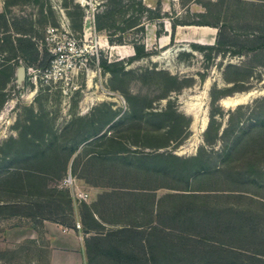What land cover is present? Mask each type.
<instances>
[{"label":"rangeland","instance_id":"374dc122","mask_svg":"<svg viewBox=\"0 0 264 264\" xmlns=\"http://www.w3.org/2000/svg\"><path fill=\"white\" fill-rule=\"evenodd\" d=\"M112 8L109 25L96 30L95 14ZM0 14L6 21L4 24L0 18V67L10 66L6 70L7 82L0 90V204L10 202L8 207L0 208V241L18 237L16 231L6 237L7 227L28 222L10 218L7 213L12 211L20 213L15 217L32 214L28 217L34 222L39 221L34 213L43 214L68 227H75V219L79 218L92 233L115 230L101 229L79 202L82 197L70 194V187L63 180L71 176L73 185L109 187L98 191L91 202L88 192L87 197L82 195L99 218L115 224L153 223L158 227L153 234L164 237V246L160 248L166 255L171 254L172 248L167 243L178 234L187 236V233L182 227L169 228L177 223L160 220V214H166V210L156 212L153 202L157 201V206L169 205L171 199L165 196L179 190L168 187L182 188L184 182L166 169V164L138 168L132 153L195 155L198 147L203 146V132L196 130L204 120L208 122L209 92L213 88L230 93L219 99L220 104L218 100L223 116L217 120L222 126H226L228 112L239 106L223 108V99L254 92V98L240 104L254 107L256 101L264 98L263 53L253 56L252 52L194 49L195 43L183 37L177 40L174 32L170 37L171 25L216 22L230 37L237 36L243 41L258 29H264V0H0ZM61 25L80 45L96 44L102 50L99 66H95L94 60L85 62V69L74 84L77 89L68 87L67 94L53 85L36 82L33 73L27 70L29 67L35 70L46 62L39 43L43 42L48 27L61 28ZM211 28L214 44L218 28ZM15 36L31 39L35 55L32 61L20 51ZM184 38L192 40L194 36ZM134 44L142 48L139 57L134 55ZM227 48L233 50L230 45ZM104 63L110 66L107 68ZM228 64L233 67H227ZM170 111L183 115L184 119ZM153 112L167 114L157 116ZM247 116L250 115L245 111L239 120L244 121ZM173 117L176 123L172 129L169 123ZM258 136L263 135L251 131L246 138L252 141L250 149L255 148ZM181 138H185L181 144H175ZM122 147L128 155H117ZM204 148L210 164L215 166L219 160L215 150H219V145L212 150ZM124 156L128 159L120 158ZM259 157L264 172V153ZM257 180L264 184V176L258 174L248 188L260 191ZM212 182H217L215 175ZM200 184L193 182L191 188ZM210 185L216 188L215 183ZM189 200L178 199L177 204L185 206ZM208 201L212 205L220 202L215 198ZM196 204L200 205L201 200H196ZM188 239L180 240L179 246L184 251L179 252L186 258L195 254L192 261L163 259L156 246L152 249L150 245L135 243L131 250L141 259L125 263L95 249L86 250L84 238L71 240L55 235L50 244L48 236L41 232L37 238L22 240L14 249L4 252L10 264H47L49 259L58 264H241L226 258L229 256L225 252L202 257L207 256L209 248L200 245L196 237ZM150 254L156 258L152 260ZM247 263L243 260L242 264Z\"/></svg>","mask_w":264,"mask_h":264},{"label":"trees","instance_id":"16d2710c","mask_svg":"<svg viewBox=\"0 0 264 264\" xmlns=\"http://www.w3.org/2000/svg\"><path fill=\"white\" fill-rule=\"evenodd\" d=\"M113 9L114 8L110 11H101L95 14L94 24L96 30H103L109 25L107 21L111 20ZM0 18H2L3 23L6 24L3 14H0ZM177 24L218 28L214 44H192L194 49H216L218 52L230 51V53L237 54L252 52L253 56L259 53L264 54L263 28L258 29L255 34H252L251 37L242 41L239 40L237 36L230 37L226 33L225 28L218 25L216 22L214 24L195 21L178 22L176 24L172 23V33L170 37L173 36L174 28ZM15 37L14 40L18 42L20 51L28 55L29 61H32L35 55L33 56L32 54L34 48L31 46V44H33L31 39L22 36ZM228 45L232 46L233 50H226L228 49ZM235 47L237 49H235ZM133 50L136 57L143 54L142 48L136 44L133 45ZM44 66H46V62L40 65V67ZM104 66L108 68L110 65L104 63ZM9 67V65L4 67L1 65L0 67V90L4 88L5 82H7L9 74L6 70ZM227 67L233 66L228 64ZM169 77L174 79L172 76ZM229 94V92L222 93L216 88L210 90L208 122L202 134L203 146L201 145L198 147V151L195 155L182 157L173 153L163 152L145 153L136 151L132 153L135 156L134 159H136L138 168L144 169L155 167L159 164H166V169L174 172V175L178 176L179 180L184 182V187L182 188H175L174 186L168 187V189L179 190L178 192L165 196V198L171 199L169 205L157 206V201L153 202L156 212H163L166 210V214H160L159 217L162 218L160 220L164 218L172 223H177L178 225L174 224L169 228L177 230L182 227V230L187 233V236H184L185 233L178 234L177 237L167 243L168 248H172L171 254L166 255L163 251L164 249L160 248L164 246V237L153 234L158 228L153 223L133 225L128 228L107 230L105 232L95 231L92 233V229L87 227L81 219V224L89 229L85 231V233L89 235L84 237L86 250L95 249L100 253L116 258L118 261L135 263L136 260H140L141 257L131 250L132 247L135 243L140 245L147 244L150 245L152 249H154L155 246L157 250L160 249L158 253L160 252L164 255L163 259L176 261L189 259L192 261L196 257L195 254L186 258L185 255L179 252L184 251L181 249L182 245L179 246V244L182 243L180 240H186L187 242L190 240L188 238L196 237L199 239L198 242L200 245L209 248V253L205 254L207 256L202 257H212L214 253L218 254L220 252H225L229 256L226 258L240 261L241 264L243 260L245 263L248 262L247 264H264V184L259 183L258 180L256 181V184L261 189L260 191L257 190L258 188L254 190L248 188L249 185L255 183L258 174L264 176V172L261 170V160H259V156L264 153V98L256 101L254 107L239 105L233 112H228L226 126H222L221 122L217 120V117L221 118L223 116V111L220 106H218V100ZM162 98H165V96ZM245 111L250 115L247 116L250 120L248 121L247 118L244 121L239 120L243 118ZM153 113L157 116L167 114L165 112ZM170 113L184 119V116L181 114H176L172 111H170ZM176 117H173L169 123L172 129L175 127ZM186 125H189L188 120ZM251 131H256L258 135H263L258 136L257 140H255L254 149L249 148L252 141L246 139L249 137ZM185 138L175 140V144H181ZM170 140L173 139L170 138ZM141 145L144 146L145 144ZM167 145L168 144H165L163 146ZM218 145L219 150L215 151L218 154L219 160L215 166H212L204 146H208L212 150V148ZM126 153L127 151L123 147L121 150L117 151L118 156ZM120 158L128 159L127 156ZM154 161L156 164L153 163ZM214 175L217 182H212ZM254 175L256 177H254ZM193 182H200L201 184L197 188H191ZM211 183H215L216 188L211 187ZM142 193H144V191H142ZM66 196L69 197L68 194H66ZM152 198L154 199L155 196H152ZM184 198L190 199L189 203L185 206L182 205V203L177 204L179 203L177 201L178 199ZM211 198H215L220 202L217 205H212L208 201ZM199 199L201 200L200 205L196 204V200ZM79 202L87 211L89 217L93 218V211L90 206L83 200ZM9 203L10 202H5L0 204V208L8 207ZM11 205H15L11 207H19V204ZM18 214L20 213L17 211L7 213L8 216ZM22 215L31 216L32 214ZM34 215L44 217L42 216L43 214L34 213ZM93 221L96 223L95 219ZM96 224L102 229L103 226L98 223ZM138 227L143 228L138 229ZM145 228L148 229L146 230ZM191 253L192 252L187 255ZM218 257H220V254ZM150 258L154 260L153 258L156 257L151 255ZM232 261L233 260H230L229 263H233Z\"/></svg>","mask_w":264,"mask_h":264},{"label":"built area","instance_id":"2783aa9c","mask_svg":"<svg viewBox=\"0 0 264 264\" xmlns=\"http://www.w3.org/2000/svg\"><path fill=\"white\" fill-rule=\"evenodd\" d=\"M39 45L46 56V66L35 67V70L29 67L27 70L33 73V79H35L36 82L40 81L49 86L53 85L59 88L63 94H67L68 87L77 89L74 84L78 74L82 73L85 69V62H92V60H94L97 62L95 66H99L98 60L102 53L101 46H97L96 44L80 45L76 38L69 34L64 25H61V28L48 27L45 38ZM104 94H107V91ZM63 182L66 187L73 186V179L71 176H68ZM58 186L60 188L63 187L62 185ZM82 192L83 191L76 189L73 195L82 197L81 199L85 200L87 193ZM74 226L76 229L81 228V224L78 221L75 222ZM65 230L66 229H64V231Z\"/></svg>","mask_w":264,"mask_h":264},{"label":"crops","instance_id":"0c3cea01","mask_svg":"<svg viewBox=\"0 0 264 264\" xmlns=\"http://www.w3.org/2000/svg\"><path fill=\"white\" fill-rule=\"evenodd\" d=\"M210 26H191V25H179L177 24L174 28V36H176L177 40L185 39V41H191V43H195V44H204V43H208V44H212L211 40L213 39V35H214V28L209 29ZM184 29H189L184 30ZM202 29H205L207 31H202ZM190 33V34H189ZM204 33H208V35L204 36ZM194 36V39L190 40L189 38H184L186 36ZM198 37V38H197ZM78 183V182H77ZM79 185V186H78ZM76 185L74 183V185L72 187L69 188L70 194L73 195V193L75 192V190H80V191H84L85 193L88 192L89 194V202L95 200L96 198V193H98V191H103V190H108L109 187L108 186H81L80 184ZM78 187V188H77ZM80 188V189H79ZM115 189V188H112ZM120 190H127V191H137L138 189H126V188H119ZM138 191H145V190H138ZM151 191V190H150ZM154 191V190H153ZM101 193V192H100ZM73 197V196H72ZM94 197V198H93ZM83 201H87L86 199H80ZM88 204V202H87ZM89 205V204H88ZM93 216L94 219L96 221V223H98L99 225L103 226L104 228H111V229H121V228H128L131 227L133 225H130L127 222H123V223H112V222H108L102 218H99L96 213L93 211ZM10 218L12 219H16V218H22L25 219L28 222H17L16 224H12V226L10 225L9 227H7L5 229V236L8 237V235H10V233L12 234L13 231H16V233L18 234L17 238L14 239H7V241H0V264H10L8 263V258L5 255L4 251H10L12 249H14V247L19 244L22 240L24 241L25 239H35L37 238V236L41 233L46 234L48 236V240L50 242V244L52 243V239L55 235H59L62 237H66L69 239H82L84 238V236H88L89 234H86L85 231L89 230L87 229L84 225L81 224V220L79 218L75 219V222L78 221L82 226L80 229H76L75 227H68L63 225L62 223H59L57 220H52V219H48L45 217H40V216H36L37 219H39L38 222H34L33 220H29L28 216L25 215H19V216H11ZM74 222V224H75ZM136 225V224H134ZM139 225V224H138ZM143 227H138V229H141ZM40 229L42 231H40ZM64 229H66L64 231ZM95 232V231H93ZM50 260V259H49ZM48 260L47 264H58L56 262H50ZM71 261V260H69ZM38 264V263H37Z\"/></svg>","mask_w":264,"mask_h":264},{"label":"bare ground","instance_id":"6f19581e","mask_svg":"<svg viewBox=\"0 0 264 264\" xmlns=\"http://www.w3.org/2000/svg\"><path fill=\"white\" fill-rule=\"evenodd\" d=\"M18 71H19V73L21 72L20 70H18ZM255 95H256V93L249 92V93H244V94H240V95H235V96L230 97V98H225L221 101V106L223 108H231V107L237 106L239 104H244V103L249 102L252 98H254ZM205 121L206 120H204L202 122V124H201L202 126L200 125L199 130H196V131H200V132L202 131V129L206 123Z\"/></svg>","mask_w":264,"mask_h":264},{"label":"water","instance_id":"95a60500","mask_svg":"<svg viewBox=\"0 0 264 264\" xmlns=\"http://www.w3.org/2000/svg\"><path fill=\"white\" fill-rule=\"evenodd\" d=\"M21 71V70H20ZM22 72V71H21ZM221 100V99H220ZM220 100H219V104H220ZM240 105V104H239ZM206 125H207V121H206V124H205V126L203 127V129H202V132L204 131V129L206 128Z\"/></svg>","mask_w":264,"mask_h":264}]
</instances>
